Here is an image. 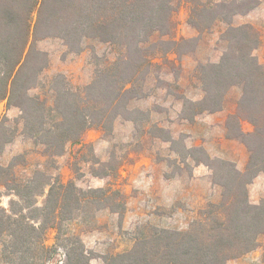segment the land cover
Returning <instances> with one entry per match:
<instances>
[{
  "label": "trees",
  "instance_id": "obj_1",
  "mask_svg": "<svg viewBox=\"0 0 264 264\" xmlns=\"http://www.w3.org/2000/svg\"><path fill=\"white\" fill-rule=\"evenodd\" d=\"M184 1L189 6L186 21L196 37L176 38L174 0H0V102L20 110L23 133L41 146L42 156L50 161L67 144L79 143L87 130H111L114 119L136 98L127 95L154 64L156 53L148 47L155 45L151 41L155 34L166 37L162 41L166 48L158 55H175L166 59L174 63L194 51H180L183 44L195 41L217 23L226 25L220 34L218 62L198 64L195 69L202 97L193 104V116L222 111L229 90L240 89L225 119V138L239 140L246 148L244 169L210 158L202 147L191 148L189 153L206 156L212 183L220 188L219 201L208 203L186 230L155 229L129 251L107 256L104 264H226L253 251L258 235L264 234V201L252 204L248 198L249 184L264 173V65L253 55L259 44L256 29L250 24L231 25L234 16L249 12L260 0ZM47 38L60 39L73 52L80 51L84 41H97L111 46L117 57L82 88L72 89L55 78L50 97L30 96L48 64L46 54L34 43ZM244 123L251 130L244 131ZM12 140L13 134L0 124V155ZM11 178L9 166L0 165V185L17 197L9 203L10 214L0 208V230L9 228L17 251L28 242L43 247L46 230L57 229L75 213L108 209L121 215L125 210L124 195L110 187L82 190L72 181L63 183L35 171L22 189L10 188ZM45 188L41 207L27 200L35 189L41 191L32 196L43 194ZM26 210L33 215L25 216ZM67 264H90V258L82 249L68 255Z\"/></svg>",
  "mask_w": 264,
  "mask_h": 264
},
{
  "label": "rangeland",
  "instance_id": "obj_2",
  "mask_svg": "<svg viewBox=\"0 0 264 264\" xmlns=\"http://www.w3.org/2000/svg\"><path fill=\"white\" fill-rule=\"evenodd\" d=\"M174 5L176 38L196 37L195 29L186 21L188 3L174 0ZM249 12L234 16L231 25L246 24ZM249 20L259 34L253 55L264 65V10L253 12ZM225 28L224 23H217L195 41L183 44L180 51H194L174 63L166 60L175 59L174 55H158L166 48L162 42L166 37L155 34L151 38L155 45L148 47L156 53L154 64L127 95L136 98L114 119L111 130H87L79 143L67 144L53 161L43 157L41 146L23 133L20 110L0 102V124L13 134V140L0 155V165L9 166L13 178L9 180L10 188L22 189L35 171H41L63 183L72 181L82 190L110 187L125 197L121 215L108 209L91 210L87 215L75 213L71 220L61 221L57 229H47L43 247L28 242L17 251L6 226L0 230V264H67L68 255L74 256L82 249L88 253L90 264H104L107 256L129 251L138 239L155 229L186 230L208 203L219 201L220 188L212 183L206 156L189 150L202 147L210 158L234 164L243 161V150L246 151L239 140L225 138V119L240 95L238 87L229 90L222 111L193 116V104L202 97L195 69L198 64L218 62L222 54L220 34ZM34 44L46 54L48 64L39 75L38 86L28 92L30 96L50 97L49 88L55 78H61L59 81L72 89L82 88L117 57L111 46L97 41H84L78 52L69 50L57 38L37 40ZM242 128L251 130L246 123ZM0 191V208L10 214L9 203L17 197L1 185ZM40 191L35 189L33 193ZM46 192L47 188L37 196L31 192L27 200L41 207ZM248 198L252 204L264 201V196L259 197L252 190L248 191ZM23 214L33 215L28 210ZM263 255L264 234H259L253 251L229 259L226 264H264Z\"/></svg>",
  "mask_w": 264,
  "mask_h": 264
},
{
  "label": "crops",
  "instance_id": "obj_3",
  "mask_svg": "<svg viewBox=\"0 0 264 264\" xmlns=\"http://www.w3.org/2000/svg\"><path fill=\"white\" fill-rule=\"evenodd\" d=\"M260 10H264V0H261L260 1V4L255 8V10L249 12L247 14V19L244 20V23L246 24H253V21L249 20V18H253V12H259ZM192 36L195 35V33L191 34ZM196 35H197V32H196ZM179 38V37H178ZM175 56V55H174ZM184 56V55H183ZM232 111V110H231ZM230 111V112H231ZM229 112V113H230ZM217 113V112H216ZM200 116V115H199ZM198 119V116L197 118H195L194 120ZM223 137V136H222ZM243 145V144H242ZM242 149V147H241ZM241 153H242V150H241ZM243 161L241 160L239 163L235 164L236 165V168L238 170H243L244 169V166L247 162V158H248V152L247 150L244 151L243 150ZM234 162V161H233ZM254 191L257 196L259 197H262L264 196V173H260L258 174L251 182V184H249L248 186V191Z\"/></svg>",
  "mask_w": 264,
  "mask_h": 264
}]
</instances>
